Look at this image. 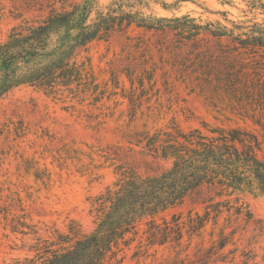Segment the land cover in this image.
Returning a JSON list of instances; mask_svg holds the SVG:
<instances>
[{
  "label": "trees",
  "instance_id": "16d2710c",
  "mask_svg": "<svg viewBox=\"0 0 264 264\" xmlns=\"http://www.w3.org/2000/svg\"><path fill=\"white\" fill-rule=\"evenodd\" d=\"M247 1L253 9L264 10V0ZM176 3L111 0L103 7L100 0H82L60 10L49 6L42 19L24 20L0 40V97L16 87L30 86L54 97L81 101L91 97L96 103L106 89H100L90 59L82 52L92 41L109 40L117 32L132 40L129 30L138 29L157 35L155 47L173 58L172 65L188 86L199 88L211 100L227 98L264 128V21L233 20L219 11L227 23L198 24L189 15L169 18L147 12L153 5L170 9ZM136 37L135 47L144 54L150 45L140 33ZM110 72L112 84L119 87V74ZM123 73L134 92L146 89L145 80L150 87L157 83L155 68L142 66L140 73L134 69ZM129 142L156 158L171 160V166L142 173L128 160L116 162L122 159L107 153L106 160L115 164L119 176L91 201L97 216L94 229L83 233L72 221L66 230L55 228L43 237L35 225L13 218L12 231L37 236L30 248L34 254L21 264H121L132 246L134 255L142 248L171 247L177 249L173 264H190L187 257H180L185 236L192 239L208 223L217 225L225 212H246L250 219L252 213L241 194L264 195L262 140L252 129L202 121L185 130L174 122L170 129L154 133L136 131ZM188 198L201 204L203 213L193 216L190 210L187 216L174 213L159 220L160 214ZM232 234L220 233L218 250Z\"/></svg>",
  "mask_w": 264,
  "mask_h": 264
},
{
  "label": "rangeland",
  "instance_id": "374dc122",
  "mask_svg": "<svg viewBox=\"0 0 264 264\" xmlns=\"http://www.w3.org/2000/svg\"><path fill=\"white\" fill-rule=\"evenodd\" d=\"M81 1L0 0V40L24 20L42 19L51 5L60 10ZM110 1L100 0V4L104 7ZM167 1L177 3L170 9L153 5L147 12L169 18L189 15L198 24L227 23L219 11L233 20L264 21V10L253 9L247 0ZM129 33L132 40L117 32L109 40L92 41L82 52V57L90 59L100 89H106L96 103L91 97L83 101L54 97L30 86L16 87L0 97V264H21L24 257L34 254L30 248L37 236L12 231L13 218L35 225L43 237L55 228L66 230L72 221L83 233L94 229L97 216L91 201L119 176L115 164L106 160L107 153L122 159L116 162L128 160L142 173L169 168L171 160L156 158L129 142L136 131L154 133L170 129L174 122L185 130L200 126L202 121L239 126L259 134V155L264 158L263 127L242 109L232 107L227 98L211 100L199 88L188 86L172 65L173 58L155 47L157 35L138 29ZM139 33L150 45L144 54L135 47ZM142 66L155 68L157 83L150 87L145 80L146 89L131 91L123 71L140 73ZM112 69L119 74V87L111 82ZM241 197L252 213L250 219L246 212L223 213L217 225L210 222L200 235L185 236L180 257H187L190 264H264V195L245 191ZM190 210L195 216L204 208L188 198L158 218H170L174 213L187 216ZM222 231L233 234L218 250ZM135 250L134 246L127 250L121 264H173L177 255V249L171 247L142 248L134 255Z\"/></svg>",
  "mask_w": 264,
  "mask_h": 264
}]
</instances>
